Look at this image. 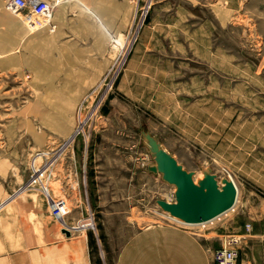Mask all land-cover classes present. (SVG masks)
Returning a JSON list of instances; mask_svg holds the SVG:
<instances>
[{
    "label": "rangeland",
    "instance_id": "374dc122",
    "mask_svg": "<svg viewBox=\"0 0 264 264\" xmlns=\"http://www.w3.org/2000/svg\"><path fill=\"white\" fill-rule=\"evenodd\" d=\"M12 1L0 0V264H116L139 231L181 227L155 202L173 201L174 186L147 171L142 130L195 179L208 167L237 184L233 210L183 228L204 239L234 216L244 229L264 226V0H36L58 20L36 14L33 0L10 9ZM60 30L58 45L83 52L54 49L58 64L44 71L26 62L36 33ZM69 156L82 164L75 198L55 178V163ZM33 159L47 167L59 219L29 184ZM43 203L54 236L39 245L31 206Z\"/></svg>",
    "mask_w": 264,
    "mask_h": 264
},
{
    "label": "crops",
    "instance_id": "0c3cea01",
    "mask_svg": "<svg viewBox=\"0 0 264 264\" xmlns=\"http://www.w3.org/2000/svg\"><path fill=\"white\" fill-rule=\"evenodd\" d=\"M65 2H70L69 4L72 3L73 5L81 4L76 1ZM80 14L83 13L80 12ZM55 18L57 20L58 18H62L61 13L57 14ZM61 31L55 35H51L49 32H39L33 36L34 39H38L31 44L32 51L36 54L33 58L45 67V69L50 67L47 64L53 62V60L58 64V59L55 61L54 58L49 57V53L54 49H58L61 53L71 52L73 54H80L83 52V48L74 46L73 42L63 41L58 45L56 38H60ZM43 39L46 40V44L44 43L45 45L38 46ZM37 47H41L43 53L38 52ZM82 69L86 68L83 67ZM66 84H70V82H66ZM171 116L174 117V115ZM71 150H73L72 155L74 156L75 148L72 147ZM171 153L176 158L175 154L173 152ZM55 166V178L59 186V192L72 198L79 197L81 192L80 170L82 164L75 157L69 156L59 159L55 163ZM4 201L0 202V210L6 206V204L2 205ZM31 208L32 211L35 210V213L39 215L37 216L36 222L40 223V227L38 228L41 230V242L37 244H48L51 238H53L54 232L51 227L44 224L46 216L48 215L44 203L37 206L36 209L33 205ZM29 209L30 205L27 206V212H29ZM237 218V216H234L227 223L222 221L212 231H209L207 237L204 239L199 238L183 227L154 226L145 228L139 231L122 247L116 264H212L210 250L213 247L220 246L221 240L227 232L237 233L242 237L236 264H264V226L259 224L258 226L255 225V227L252 226L251 229L249 226L246 230L241 224H236ZM210 234H212L211 237L209 236ZM0 262H3V260Z\"/></svg>",
    "mask_w": 264,
    "mask_h": 264
},
{
    "label": "water",
    "instance_id": "95a60500",
    "mask_svg": "<svg viewBox=\"0 0 264 264\" xmlns=\"http://www.w3.org/2000/svg\"><path fill=\"white\" fill-rule=\"evenodd\" d=\"M141 136L153 159V163L147 165V171L160 174L163 181L174 186L173 201L155 200L162 211L182 223L198 225L233 208L237 188L231 179L225 176L218 179L208 167L195 179L194 172L186 170L154 135L142 130ZM61 232L70 235L66 228Z\"/></svg>",
    "mask_w": 264,
    "mask_h": 264
},
{
    "label": "built area",
    "instance_id": "2783aa9c",
    "mask_svg": "<svg viewBox=\"0 0 264 264\" xmlns=\"http://www.w3.org/2000/svg\"><path fill=\"white\" fill-rule=\"evenodd\" d=\"M21 1L20 0H13L10 3V9L12 7H17ZM32 7L36 14H39L41 17H49L52 10L51 5L48 3H42L40 4L38 1L33 0L32 1ZM79 131V130H78ZM77 131V132H78ZM47 167L36 166L35 160L33 159L30 165V183L37 184L38 188L42 191V193L45 195L47 204L49 207V210L52 214V216L59 219V214L55 212L56 210V204L53 197H51L49 188L47 184L43 181L44 175L46 173ZM55 201V202H54ZM57 203V202H56ZM59 207V204H57ZM60 208V207H59ZM61 210V208H60ZM62 211V210H61ZM63 213V211H62ZM249 225L246 224L245 228L248 229ZM240 236L236 234H226L223 236L221 240V244L219 247L213 249L211 251V260L214 264H236L237 258L239 254V248H240Z\"/></svg>",
    "mask_w": 264,
    "mask_h": 264
},
{
    "label": "bare ground",
    "instance_id": "6f19581e",
    "mask_svg": "<svg viewBox=\"0 0 264 264\" xmlns=\"http://www.w3.org/2000/svg\"><path fill=\"white\" fill-rule=\"evenodd\" d=\"M61 2V1H60ZM10 15V14H9ZM11 16V15H10ZM40 16V15H39ZM51 17H55V15H54V13L53 12H51V14H50V16L48 17L49 19L51 18ZM51 20V19H50ZM7 23L8 24H10L11 25V27L12 28H17V23L16 22H11V21H7ZM105 28H103V29H101V32H100V34H99V38H98V44H99V46H103V44H104V42H105V40H106V37H105V35H106V32H105ZM48 42V41H47ZM46 44V40L45 39H43L42 40V43L40 44V45H43V44ZM44 44V45H45ZM39 46V45H38ZM42 47V46H41ZM41 47H37V50H38V52H41V53H43V49L41 48ZM26 62H28V63H30V64H32L33 66L34 65H37V66H39V62L37 61V60H34V61H30V60H26ZM39 68V67H38ZM42 68H43V71H44V69H45V67H43L42 66ZM48 70V69H47ZM50 70V69H49ZM40 71H41V69H40ZM81 124V125H80ZM82 124H83V121H80L79 122V124H78V126H76V129L74 130V131H72L73 133L70 135V137L71 138H73V135L74 134H76L75 132L77 131V130H80L82 127ZM64 129H62V130H60V131H62V132H68V131H70L69 129L67 130L65 127H63ZM202 169H204V168H202ZM201 171L202 170H200V173L198 174H196V177H201L202 176V173H201ZM227 172V171H226ZM228 173V172H227ZM195 177V176H194ZM225 177H228L229 179H231L232 181H233V183L235 184V186H236V188H237V198H236V202H237V200H238V187H237V184H236V182H235V180H234V178L232 177V175L231 174H227ZM235 202V203H236ZM235 206V205H234ZM234 206H233V208H234ZM233 208H231L230 210H228V211H226L225 213H223V214H227L229 211H231V210H233ZM163 214L165 215V217L166 218H168L170 221H173V222H175V223H179V225H181V227H192V226H198V225H204V224H206V223H209V222H211V221H213V220H211V221H209V222H206V223H202V224H198V225H190V224H185V223H182V222H180V221H177L176 219H173L172 217H170L169 216V214L167 213V212H165V211H163ZM222 214V215H223ZM222 215H220V216H222ZM220 216H218L217 218L219 219V217ZM217 218H215V219H217ZM203 227V226H202ZM85 228V225H82V228L81 229H84ZM69 231H70V234H73L72 232V230L71 229H69V228H67ZM79 229V228H78ZM84 234V233H83ZM82 239V238H81ZM73 242H75V241H73ZM83 242V241H82ZM72 243V242H71ZM78 243V242H77ZM72 245V244H71ZM77 245H75V247H76ZM72 248H73V246H72ZM81 248V247H80ZM72 251H74V250H72ZM75 251H77V250H75ZM74 251V252H75ZM73 252V253H74ZM78 253V252H77ZM79 253H80V251H79ZM74 256V255H73ZM76 256V255H75ZM74 256V257H75ZM78 257V256H77ZM76 259V258H75ZM79 259V258H78ZM77 261V260H76ZM78 262V261H77ZM81 262V261H80ZM85 262V261H84ZM78 264H80L79 262H78Z\"/></svg>",
    "mask_w": 264,
    "mask_h": 264
}]
</instances>
